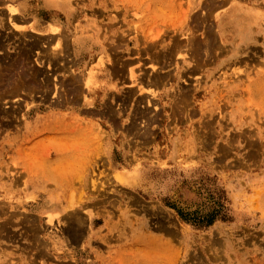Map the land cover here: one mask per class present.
I'll return each instance as SVG.
<instances>
[{
  "label": "rangeland",
  "instance_id": "obj_1",
  "mask_svg": "<svg viewBox=\"0 0 264 264\" xmlns=\"http://www.w3.org/2000/svg\"><path fill=\"white\" fill-rule=\"evenodd\" d=\"M190 6L0 0V264H264V39Z\"/></svg>",
  "mask_w": 264,
  "mask_h": 264
},
{
  "label": "crops",
  "instance_id": "obj_2",
  "mask_svg": "<svg viewBox=\"0 0 264 264\" xmlns=\"http://www.w3.org/2000/svg\"><path fill=\"white\" fill-rule=\"evenodd\" d=\"M200 1L192 0L189 15L210 14L220 45H254L253 40L264 39V0H212L204 6Z\"/></svg>",
  "mask_w": 264,
  "mask_h": 264
},
{
  "label": "bare ground",
  "instance_id": "obj_3",
  "mask_svg": "<svg viewBox=\"0 0 264 264\" xmlns=\"http://www.w3.org/2000/svg\"><path fill=\"white\" fill-rule=\"evenodd\" d=\"M113 61V60H112ZM111 61V62H112ZM109 63H110V61H109ZM111 65V64H110ZM107 66V65H106ZM120 71V70H119ZM15 76H17V75H15ZM139 77V76H138ZM134 79H137V78H134V76H133V80L132 81H134ZM136 81V80H135ZM131 84H133V82L131 83ZM137 86V85H136ZM124 97H126V96H124ZM127 100V99H126ZM139 100V99H138ZM137 110V109H136ZM138 111V110H137ZM78 136V135H77ZM39 253H41V252H39ZM42 254V253H41Z\"/></svg>",
  "mask_w": 264,
  "mask_h": 264
}]
</instances>
